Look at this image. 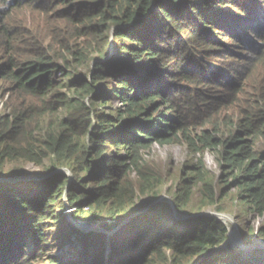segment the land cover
I'll return each instance as SVG.
<instances>
[{"label":"trees","instance_id":"1","mask_svg":"<svg viewBox=\"0 0 264 264\" xmlns=\"http://www.w3.org/2000/svg\"><path fill=\"white\" fill-rule=\"evenodd\" d=\"M244 3L0 0V264H66L46 257L44 234L66 216V198L75 218L118 226L113 236L81 246L73 264H264V251L247 258L223 248L231 233L218 218L179 220L174 207L161 203L137 217L135 207V190L159 200L161 182L142 152L183 142L195 154L217 152L245 215L264 218V153L253 150L264 143V96L257 99L255 88L238 97L247 79L241 65L259 61L264 69V60L244 55L242 43L216 41L264 29V6L257 18ZM23 8L41 9L44 31L21 17ZM217 8L230 11L222 18ZM217 51L231 59L224 74L205 63ZM104 105L114 108L107 113ZM191 162L172 194L183 215L218 204L211 174L199 159ZM28 164L52 174L71 171L79 185L62 174L27 181ZM120 216L133 218L121 225ZM256 238L264 239V223L244 234L247 243Z\"/></svg>","mask_w":264,"mask_h":264},{"label":"rangeland","instance_id":"2","mask_svg":"<svg viewBox=\"0 0 264 264\" xmlns=\"http://www.w3.org/2000/svg\"><path fill=\"white\" fill-rule=\"evenodd\" d=\"M244 8L254 10L257 9L256 15L257 18L261 15V9L264 6V0H244ZM253 1V2H251ZM41 10L40 8L37 9H26L23 8L21 10V17L27 19L29 24L34 28H38L39 30L42 29L44 25L40 24L42 18L45 15L38 11ZM220 17H226L224 14L230 9H224L220 11V8H217ZM232 14L230 17L233 19L235 18V11L231 12ZM253 15V14H252ZM254 16V15H253ZM253 16H248L251 18ZM243 21V20H240ZM234 32V30H233ZM217 36L218 43L226 44H243V50L241 51L244 55L253 58V60L257 57H262L264 60V29L260 27V33L257 36L248 34V36H241L239 40H231L227 37ZM263 34V36H262ZM255 38H254V37ZM188 37V36H187ZM247 39L253 40L252 44H247L245 41ZM111 42L113 46L116 44L117 40L115 39L114 34L111 36ZM238 42V43H237ZM98 46H101V41L96 43ZM94 46L95 50H98V46ZM215 44V48L221 50L223 48L217 46ZM112 47V46H111ZM92 48V47H91ZM92 50H94L92 48ZM239 51L238 53L241 54ZM211 57L205 61L208 64V68L212 66L214 70L218 71L219 73H226L229 69V63L231 59L229 56H221L219 51L212 52ZM109 56H115L117 58V51H114L113 48H110ZM94 55H91L89 58L92 60ZM256 61V60H255ZM95 62V61H94ZM242 61H240L241 63ZM259 61L256 63L253 62L251 66L241 65L242 72L246 73V81H244L243 92L238 95L240 100L248 98V94L252 92L255 88L258 89L257 99H262L264 96V82H262L261 78H264V69L263 63L258 64ZM258 64V65H257ZM90 68L86 69V71L90 74L92 73V68L94 67V63L90 62ZM68 88L65 87L64 91H67ZM2 93H0V113L3 112L2 108V100H1ZM106 112L108 113L113 106L104 105L103 107ZM227 114V113H226ZM201 129L197 128V132ZM254 152L257 154L264 153V143L257 142L253 148ZM143 164L150 170L154 175L158 177L160 180V185L157 188V194L159 195V200H154L153 195L150 193L140 194L135 190L136 196V209L140 211V214L137 216L139 217L142 214H146L151 212V210L161 202V204H170L172 207L175 204L174 198L172 197L173 191L176 189L180 176H184L183 170L185 167L189 166L194 159H199L205 169L211 174L212 179L216 182V187L214 188V192L218 199V204L215 207H211L208 209L203 210V212H192L189 213L191 215H183L180 212H175L176 218L183 221L194 220L199 215L205 214H216L220 216H225L230 219L234 220V223L231 225L230 223L225 222L222 217V221L228 226L230 229V233L232 236V231H235L238 236V240L231 242L232 239L230 238V247L241 252L247 258H253L259 251H264V239L256 238L253 242L247 243L244 239V234L246 233L247 229L251 230L254 229L255 232H258L260 227L264 223L263 217H256L253 215H245V207L241 203V198L239 197V191L233 185V176L227 175V167L219 161L218 154L215 151H210L208 149L202 150L200 153L195 154L191 151L190 147L186 143L177 142L172 145H164L161 146L159 144H155L150 150H146L142 152ZM26 172L28 173L27 181H43L46 182L52 179L54 176L52 173H47L41 167L34 166L32 164H28L25 167ZM65 175L71 178V185H79L78 181H75V176L72 174L71 171L65 173ZM137 176L135 174H131L130 178L134 180ZM10 181V180H8ZM22 182V180H18ZM80 187V186H79ZM192 201H198V195L195 193L192 196ZM64 203L66 206L65 217H63L57 224V226L48 225L49 227L45 229V237L49 240L48 247H50L49 251L46 253V257H56V258H63L66 264H73V261L77 258V255L80 253L81 246H86L88 243L91 242L92 237L97 238L100 236H113L116 231L117 222L115 223H91L89 221H84L75 218L74 214H76V210L70 206L67 201V198L64 199ZM174 203V204H173ZM173 204V205H172ZM244 207V208H243ZM219 209H224L225 212L221 213ZM175 210V209H174ZM87 211V210H86ZM91 213H86L84 217H89ZM179 215V216H178ZM244 216V220L241 217ZM192 217V219H189ZM132 217H124L120 216L118 219V223L121 225H128ZM236 220L239 222H236ZM115 226V230H109L107 227ZM52 226V227H51ZM107 226V227H106ZM86 227H90L92 231H86ZM118 227V226H117ZM108 229V230H107ZM109 231V233H108ZM228 243V244H229ZM227 246V244H226ZM224 245L223 248L226 247ZM228 246V247H229Z\"/></svg>","mask_w":264,"mask_h":264},{"label":"water","instance_id":"3","mask_svg":"<svg viewBox=\"0 0 264 264\" xmlns=\"http://www.w3.org/2000/svg\"><path fill=\"white\" fill-rule=\"evenodd\" d=\"M66 172H67V170L59 171V172H57V173H54L53 176H57V175H60V174L65 175ZM160 203H161V202H160ZM173 204H174V203H173ZM173 204H172V205H173ZM173 207H174L175 211L178 213V210H177L175 204L173 205ZM178 216H179V215H178ZM201 217H213V218H218V219L222 220L221 217H220V215H216V214H213V215H211V214H208V215L202 214V215L197 216L196 218H201ZM189 219H192V217H190ZM113 235H114V234H113ZM228 243H229V242H228ZM229 245H230V243L227 244L226 247H228ZM226 247H225V248H226Z\"/></svg>","mask_w":264,"mask_h":264},{"label":"bare ground","instance_id":"4","mask_svg":"<svg viewBox=\"0 0 264 264\" xmlns=\"http://www.w3.org/2000/svg\"><path fill=\"white\" fill-rule=\"evenodd\" d=\"M220 217H222V219L225 221V222H227V223H230L231 225L234 223V220L233 219H230V218H228V217H225V216H220ZM87 229H85L87 232L89 231H92L91 230V228L90 227H86ZM109 233V232H108ZM231 239H232V243L234 242V241H237L239 238H238V236H237V233H235V231H232V236H231Z\"/></svg>","mask_w":264,"mask_h":264}]
</instances>
